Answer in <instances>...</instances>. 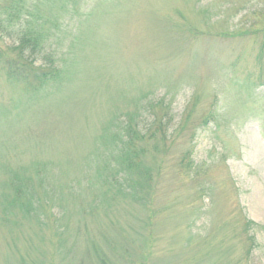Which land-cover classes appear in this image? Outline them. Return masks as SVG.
<instances>
[{
  "label": "rangeland",
  "instance_id": "1",
  "mask_svg": "<svg viewBox=\"0 0 264 264\" xmlns=\"http://www.w3.org/2000/svg\"><path fill=\"white\" fill-rule=\"evenodd\" d=\"M21 1L66 76L32 92L0 66V264H264V0ZM160 100L166 151L116 173L126 116Z\"/></svg>",
  "mask_w": 264,
  "mask_h": 264
},
{
  "label": "trees",
  "instance_id": "2",
  "mask_svg": "<svg viewBox=\"0 0 264 264\" xmlns=\"http://www.w3.org/2000/svg\"><path fill=\"white\" fill-rule=\"evenodd\" d=\"M21 0H17L15 4H13L12 9L10 7H5L3 10L5 11H13L11 16L7 15L8 22L0 21V39L3 41L8 39L10 43L6 45L4 48H0V66L5 74V77L11 82L17 84H26L28 87L32 89V92L40 90L44 85H48L51 83H56L59 80H62L63 77L66 76V65L62 60V56L60 57L57 54V51L51 45H48L46 41L41 37L39 29L36 28V23L31 18L35 16L33 11L29 13V9L25 8L23 4H21ZM14 8V9H13ZM22 12L25 14L22 17ZM17 18L18 25L17 29L13 32L11 30L3 29L4 25H8L9 27V18ZM261 22V21H259ZM3 25V26H2ZM261 29L257 30L262 31L260 33H264V22L260 24ZM5 27V26H4ZM191 37L195 38L196 29L191 28L189 30ZM254 32L255 34H258ZM50 37V34L47 35ZM50 41V39H49ZM258 62L262 64L264 68V38L261 40ZM260 79H264V76H261ZM262 86H264V82H261ZM154 108L158 109L162 115L160 117L155 114H151V110ZM141 107L138 112L131 113L126 116V120L123 122V135L122 139H120V145L117 147L120 150L118 156L120 163L117 165L118 170L116 173H121L125 175L132 169H140L141 160L140 156L142 155V144L146 140H159V143L162 145V152L164 153L167 149V142H169V137L167 136V128L171 121L170 117H168L167 107L163 101H159L155 103V106L151 107ZM147 112L148 116H152L151 119L154 120L150 124L148 123V117L143 116L141 112ZM189 114V112H187ZM183 129H186V124L188 122V118L186 117L185 112ZM215 115L213 112L208 111V113L203 117V120L200 124L202 127L207 126L211 122L215 120ZM199 126H192L191 134H187L186 138L191 141L193 140L196 133L199 131ZM155 127V128H153ZM200 128V129H201ZM145 140V141H144ZM180 160L179 166V174H190L192 170V161ZM187 161V162H186ZM195 166H193V169ZM159 170V169H158ZM196 177L201 176L200 169L192 170ZM141 175L142 173L137 170ZM160 173L156 175L157 180L159 181ZM117 175L111 177V181L113 184L116 181ZM150 181V180H149ZM148 182V179H147ZM159 183V182H158ZM157 182H155L154 186L151 188V191H154L156 186H159ZM27 184H19L15 189L17 194L22 192L23 187H26ZM14 184L10 183L9 187L13 188ZM143 186V184H141ZM148 187V186H147ZM131 189V186H128V189ZM150 213H153V206H149ZM150 217V216H149ZM154 216L150 218L153 219ZM155 218V217H154ZM243 222L241 223L242 230L246 233L250 227L255 226V224L245 218H243ZM250 247L253 246V238L250 236L247 239ZM249 249V248H248ZM249 251V250H248Z\"/></svg>",
  "mask_w": 264,
  "mask_h": 264
}]
</instances>
